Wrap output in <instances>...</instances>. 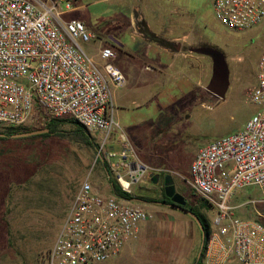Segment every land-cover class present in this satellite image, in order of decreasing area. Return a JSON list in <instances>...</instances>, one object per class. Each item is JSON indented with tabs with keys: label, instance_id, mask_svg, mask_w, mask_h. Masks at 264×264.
Wrapping results in <instances>:
<instances>
[{
	"label": "rangeland",
	"instance_id": "rangeland-1",
	"mask_svg": "<svg viewBox=\"0 0 264 264\" xmlns=\"http://www.w3.org/2000/svg\"><path fill=\"white\" fill-rule=\"evenodd\" d=\"M72 3L74 7L83 5L76 14L96 36L91 43H81L83 49L96 55L102 48H112L115 57L111 62L122 69L127 81L119 91L124 98L117 103L115 118L132 143L136 159L148 168L146 178L132 187V195L136 199L162 198L161 186L151 180L153 173L161 172L173 177L177 192L189 203H198L187 182L195 155L204 146L243 130L260 110L250 95L264 53V26L229 29L218 19L212 0H126L124 6L122 0ZM128 19H133L130 29ZM168 22L176 35L185 38L178 45L184 53L204 45L224 54L230 68L225 99L207 90L213 62L200 53H192L195 57L189 59L195 66L189 71V82L179 75L164 87L143 93L141 74L144 62L150 60L145 47L157 43L149 32L166 29ZM111 39L124 48L103 43ZM176 62L180 67L185 60L180 57ZM64 128L68 130L70 125ZM7 130L9 127L0 126V132ZM90 133L97 141L95 133ZM115 133L119 137V130ZM98 159V151L58 137L0 142V264H49V253L81 184L88 179L96 191L112 194ZM112 178L118 182L116 175ZM262 200L258 187L241 190L236 200L240 216L264 223ZM133 203L155 217L142 226L137 240L106 264H193L202 242L197 223L167 206L145 205L135 199ZM203 213L212 225L214 210Z\"/></svg>",
	"mask_w": 264,
	"mask_h": 264
},
{
	"label": "built area",
	"instance_id": "built-area-1",
	"mask_svg": "<svg viewBox=\"0 0 264 264\" xmlns=\"http://www.w3.org/2000/svg\"><path fill=\"white\" fill-rule=\"evenodd\" d=\"M212 2L229 29L264 26V0ZM74 8L72 0H0V126L43 129L54 119L75 120L95 133L98 156L109 163L122 190L132 194L148 168L136 159L115 118L113 87L125 86L126 79L111 62L112 48L99 51L103 65L83 49L81 43L96 38L83 21L55 22ZM250 100L260 110L244 129L201 148L190 167L191 191L215 212L203 264H264V223L241 217L236 205L240 191L249 187H258L264 202V53ZM133 201L103 195L85 180L48 263L106 264L117 259L155 217Z\"/></svg>",
	"mask_w": 264,
	"mask_h": 264
},
{
	"label": "crops",
	"instance_id": "crops-1",
	"mask_svg": "<svg viewBox=\"0 0 264 264\" xmlns=\"http://www.w3.org/2000/svg\"><path fill=\"white\" fill-rule=\"evenodd\" d=\"M38 4L40 1L35 0ZM74 0H72L73 2ZM77 1V0H76ZM126 0H122L123 6ZM83 6V5H81ZM80 5L77 7L75 6L74 10L66 13L60 21L55 20L56 23H64L68 22L72 19H79L83 21L77 14V9L81 7ZM120 18L124 19L123 15L120 14ZM130 20L128 28H132L133 19ZM84 22V21H83ZM166 29H160L158 31H153L158 39L157 43L145 47V56H148L150 60L144 62V72L141 74V82H142V91L147 92L151 91V89L156 87H164L166 84L170 83L171 79H177L179 75L183 77H187V82H189V71L194 69V64L190 62L189 59H194V55L192 53H184L181 48L178 47L179 42L181 39L185 40V38L181 37L180 35L175 34V29L172 23L168 22L164 24ZM90 29V27L88 26ZM91 30V29H90ZM175 30V31H174ZM103 43L108 44H116L124 48V45L121 44L116 39H111V42H107V40H103ZM143 43V42H142ZM141 45V43H140ZM145 46V44H143ZM143 47V46H141ZM96 58V61L99 65H103L104 61L99 56V52L96 55H91ZM182 57L185 62L183 65L178 67L176 60ZM116 66V65H115ZM119 68V67H117ZM119 70H122L119 68ZM127 83V81H126ZM126 86V84H125ZM123 86V87H125ZM123 87H113V99L115 106L119 103L120 100L124 98V94H120L119 91ZM186 88H188L186 86ZM117 109V107H116ZM196 156V155H195ZM240 215V214H239Z\"/></svg>",
	"mask_w": 264,
	"mask_h": 264
},
{
	"label": "trees",
	"instance_id": "trees-1",
	"mask_svg": "<svg viewBox=\"0 0 264 264\" xmlns=\"http://www.w3.org/2000/svg\"><path fill=\"white\" fill-rule=\"evenodd\" d=\"M149 36L154 37V38L156 37L155 34H151V32H149ZM155 40L158 41L157 37L155 38ZM65 125H70V129L65 130L64 128ZM43 129H49V132L45 134H41V135L31 136V137H23L20 139H49L52 137H58L61 139H67V140L73 141L75 143L84 144L96 152L99 149V144L96 141V139L92 136L90 131L73 119H54L48 124L46 128H43ZM34 130H39V129L9 128V130L7 131L0 132V142L14 139L13 135L15 134L26 133V132H30ZM97 163H100V165L104 166L105 172L107 176L109 177L108 180H109L110 187H111V193L113 195L119 196L127 200L136 199L134 198L132 194L124 192L120 184L114 178H112L109 165L107 164L106 161L103 160V158L98 159ZM164 198L166 199L165 194H164ZM146 199H149V198H146ZM186 208H188L189 210L197 214L201 218L203 225L205 226V234H204L205 236H203V234L201 233L202 235L201 250H200L201 257L199 258L197 256L193 262V264H203V256L205 254V250H206V246H207V242H208L210 230H211L210 222L208 221L206 215L203 213V210L209 209V208L208 206H206L204 203H201V202L192 203V204L189 203L188 207ZM14 243H15V240H13L11 237L10 239L11 246H14L15 245Z\"/></svg>",
	"mask_w": 264,
	"mask_h": 264
},
{
	"label": "water",
	"instance_id": "water-1",
	"mask_svg": "<svg viewBox=\"0 0 264 264\" xmlns=\"http://www.w3.org/2000/svg\"><path fill=\"white\" fill-rule=\"evenodd\" d=\"M191 52L200 53L211 57L213 62L212 77L209 85L207 86V90L213 95L217 96L219 99H225L230 89V68L227 64L224 54L214 48H192ZM48 132L49 129H39L26 133L15 134L13 135V138L31 137L45 134ZM153 182L155 184L159 182V175L154 176ZM165 187L166 196L170 198L173 202L170 207L186 215H189L197 223L203 236H205V226L203 225L201 218L197 214L186 208L187 199L182 194L177 192L174 179L171 175L166 176ZM135 201L142 202V200L140 199H135ZM198 257H201V253H199Z\"/></svg>",
	"mask_w": 264,
	"mask_h": 264
},
{
	"label": "flooded vegetation",
	"instance_id": "flooded-vegetation-1",
	"mask_svg": "<svg viewBox=\"0 0 264 264\" xmlns=\"http://www.w3.org/2000/svg\"><path fill=\"white\" fill-rule=\"evenodd\" d=\"M203 48H207L206 46H204V45H201V46H199V47H195V49H203ZM155 175H159V182L158 183H154L153 182V178H154V176ZM166 176H168L167 174H162L161 172H158V173H153L152 174V176H151V180H152V183L153 184H155V185H160L161 186V188H162V193H163V196H162V198H160V199H154V198H149V199H146V198H142V199H140V200H142V204H145V205H156V206H158V205H163V206H167V207H169V208H171L170 207V205L171 204H173V202H172V200L170 199V198H168L167 196H166V192H165V178H166ZM164 178V179H163ZM162 179H163V181H162ZM164 194H165V196H166V199L164 198ZM188 205H189V201L187 200V205H186V207H188ZM173 209V208H172ZM175 210V209H174ZM178 211V210H177Z\"/></svg>",
	"mask_w": 264,
	"mask_h": 264
}]
</instances>
